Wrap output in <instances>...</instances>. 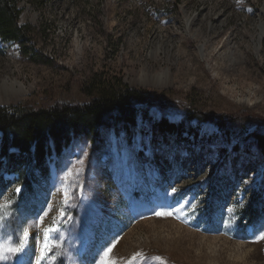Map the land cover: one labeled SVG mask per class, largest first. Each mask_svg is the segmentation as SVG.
<instances>
[{
  "label": "rangeland",
  "instance_id": "1",
  "mask_svg": "<svg viewBox=\"0 0 264 264\" xmlns=\"http://www.w3.org/2000/svg\"><path fill=\"white\" fill-rule=\"evenodd\" d=\"M18 6L32 41L0 38V107L85 104L96 73L148 96L133 121L70 129L60 151L50 137L41 163L0 149V203L12 201L0 235L29 229L3 264H35L53 221L59 247L42 264H94L112 242L121 264L138 252L136 264H264V0Z\"/></svg>",
  "mask_w": 264,
  "mask_h": 264
},
{
  "label": "trees",
  "instance_id": "2",
  "mask_svg": "<svg viewBox=\"0 0 264 264\" xmlns=\"http://www.w3.org/2000/svg\"><path fill=\"white\" fill-rule=\"evenodd\" d=\"M18 4L19 0H0V38L20 43L26 48V43L32 38L28 26L20 23L21 9ZM83 92L93 100L82 105H58L36 111L0 107L1 152L9 161L25 155L29 160L41 163L51 152L47 145L50 137L56 141L55 149L60 151L62 145L59 141L70 129L74 133H96L104 117L113 113L121 114L125 121H133L137 114L136 103L148 96L146 90L130 89L120 78L104 73L94 74L83 85ZM166 128L176 131L174 124ZM257 137L264 150V137ZM11 148L18 149L20 158L10 152Z\"/></svg>",
  "mask_w": 264,
  "mask_h": 264
},
{
  "label": "snow or ice",
  "instance_id": "3",
  "mask_svg": "<svg viewBox=\"0 0 264 264\" xmlns=\"http://www.w3.org/2000/svg\"><path fill=\"white\" fill-rule=\"evenodd\" d=\"M21 189L17 187L15 189V193H19ZM70 199V194L65 192V200L66 202ZM11 200H5L3 203H0V227L3 226V222L5 221L4 213L6 210H9L11 207ZM232 211V210H230ZM47 213H45V216ZM156 215L162 216H170L171 212H157ZM63 219V215L61 216ZM41 222H43V218H41ZM59 231L58 225L56 221H53V224L46 228L44 231V241L41 245L40 257L36 260L35 264H42L43 261L52 259L49 256V253L53 251L54 248H58L59 245L52 242L51 234ZM29 238V229L23 228L20 231L19 238L15 241L9 240L6 237L0 235V264L3 262L11 260L13 256H16L20 253H23L27 246V240ZM260 239H264V233H261ZM116 242L110 243L107 247L102 248L98 251L97 256L99 259L94 260V264H121L119 259L115 258V254L113 253V248L115 247ZM142 253H135L125 264H136L138 260H142ZM157 260L161 258L157 257ZM162 264H166V262H162Z\"/></svg>",
  "mask_w": 264,
  "mask_h": 264
},
{
  "label": "bare ground",
  "instance_id": "4",
  "mask_svg": "<svg viewBox=\"0 0 264 264\" xmlns=\"http://www.w3.org/2000/svg\"><path fill=\"white\" fill-rule=\"evenodd\" d=\"M254 238L251 239V241L253 240Z\"/></svg>",
  "mask_w": 264,
  "mask_h": 264
}]
</instances>
